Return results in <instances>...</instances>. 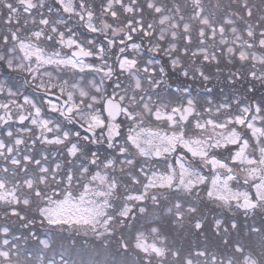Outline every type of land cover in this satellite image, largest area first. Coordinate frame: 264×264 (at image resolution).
<instances>
[{
    "label": "snow or ice",
    "instance_id": "snow-or-ice-1",
    "mask_svg": "<svg viewBox=\"0 0 264 264\" xmlns=\"http://www.w3.org/2000/svg\"><path fill=\"white\" fill-rule=\"evenodd\" d=\"M0 264H264V0H0Z\"/></svg>",
    "mask_w": 264,
    "mask_h": 264
}]
</instances>
